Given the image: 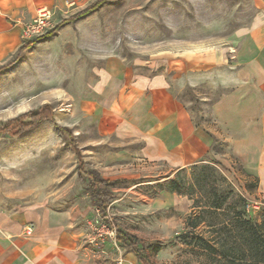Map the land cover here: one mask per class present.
<instances>
[{
    "label": "rangeland",
    "instance_id": "374dc122",
    "mask_svg": "<svg viewBox=\"0 0 264 264\" xmlns=\"http://www.w3.org/2000/svg\"><path fill=\"white\" fill-rule=\"evenodd\" d=\"M92 1L48 6L47 28ZM254 13L252 0H117L34 42L0 71V122L48 103L55 123L47 118L20 135L0 133V207L24 211L30 223L62 224L80 232L92 249L106 248V264L119 256L123 264H138L133 254L125 256L115 236L104 234L103 241L90 242L93 225L106 219L97 213L87 183L77 180L70 136L88 168L90 160L103 161L123 146L100 134L96 120L82 107V93L97 68L118 61L131 73L168 72L173 95L193 123L213 136L204 163L215 170H205L204 179L198 170L185 169L178 176L183 190L170 192L167 183L176 175L162 164L133 155L106 166L114 194L108 220L134 235L152 264H257L232 248L244 247L240 221H259L264 202L253 171L225 141L232 131L215 111L226 95L233 94L235 103L242 99L243 82L228 77L239 68L231 58ZM35 17L20 20L21 43L26 40L22 26ZM213 54L216 60L204 63ZM57 126H66L70 134ZM131 149L136 154L139 145ZM213 204L221 207H209ZM206 242H228L229 255L221 257Z\"/></svg>",
    "mask_w": 264,
    "mask_h": 264
},
{
    "label": "crops",
    "instance_id": "0c3cea01",
    "mask_svg": "<svg viewBox=\"0 0 264 264\" xmlns=\"http://www.w3.org/2000/svg\"><path fill=\"white\" fill-rule=\"evenodd\" d=\"M63 1L67 0H0V62L22 44L20 20L35 16L39 7ZM252 2V23L231 58L239 68L228 77L243 82L242 99L235 103L233 94L226 95L215 111L232 131L231 136L225 135V141L253 171L257 195L264 202V0ZM215 60L213 54L204 63ZM170 80L168 72L131 73L118 61L96 69L82 93V107L96 120L100 134L111 135L123 145L114 156L89 161L103 178L110 177L106 166H116L133 155L145 163L162 164L171 174L207 160L213 136L193 123L173 95ZM134 144L139 145L136 154L131 149ZM28 219L24 211L0 207V264H106V248L92 249L80 232L66 225L30 223ZM113 260L115 263L109 264H123L121 256Z\"/></svg>",
    "mask_w": 264,
    "mask_h": 264
},
{
    "label": "trees",
    "instance_id": "16d2710c",
    "mask_svg": "<svg viewBox=\"0 0 264 264\" xmlns=\"http://www.w3.org/2000/svg\"><path fill=\"white\" fill-rule=\"evenodd\" d=\"M115 1L117 0H94L82 9L60 20L44 33L37 35L31 39H26L21 45L18 46L13 57L4 64L0 65V71L6 70L10 66H12L16 61L19 60L20 55L25 52L34 42L53 35L61 25L73 22L93 11H96L105 2ZM47 118L51 119L54 122L52 107L48 103L43 104L37 110H29L17 115L14 118H10L4 122H0V133L10 136L20 135L30 131L37 124ZM57 127L62 132H67V134H70L66 126ZM70 145L76 156L77 180L87 183L88 194L93 199L97 212L104 219H106L105 224L115 231V241L124 248V251L133 253L138 264H152L149 261L143 246L140 244L137 238L134 235H131L124 231L120 226L117 225V223L108 220V206L114 199V194L109 188V184L111 183V181L109 179L103 178L96 169L88 168L85 165L82 154L80 153L79 148L75 145V141L72 139V136H70ZM190 168L193 172L194 170H198L204 179L207 178V174H204L205 170H215V167L213 165L204 162L194 164ZM181 171H178L175 174L176 178L173 177L168 181L166 186L167 191L181 192L183 190V181L181 182L180 180L182 179L178 178ZM193 178L196 179L195 174H193ZM209 207L218 209L221 206L220 204H213V206L210 205ZM240 222L241 224L239 225V227L242 229L244 247L241 248L239 244H237V248H232V250L237 252L242 250L245 257L248 254L247 256L249 257L250 263L264 264V210L260 215L259 221L244 218V220H241ZM194 225L197 224L195 223ZM227 244L228 242H218L216 246L209 245L206 242V245L210 249L217 250L218 254L221 255V257H227L229 255Z\"/></svg>",
    "mask_w": 264,
    "mask_h": 264
},
{
    "label": "built area",
    "instance_id": "2783aa9c",
    "mask_svg": "<svg viewBox=\"0 0 264 264\" xmlns=\"http://www.w3.org/2000/svg\"><path fill=\"white\" fill-rule=\"evenodd\" d=\"M50 14V9L46 6L39 7L36 12V17L29 23L24 24L22 26L21 34L25 39H30L32 36H37L42 33H44L46 30H48V23L47 18ZM47 28V29H46ZM261 202H259L260 204ZM98 213V212H97ZM99 214V213H98ZM93 228H95V233L91 235L90 242L95 243L97 240L103 241L104 234L108 235L109 237L115 236L114 229L109 228L105 222L100 224L99 226L93 225ZM27 230H30V227L28 226L26 228ZM120 263V260L118 261Z\"/></svg>",
    "mask_w": 264,
    "mask_h": 264
}]
</instances>
